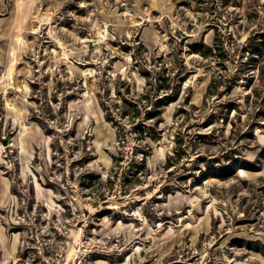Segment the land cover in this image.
Instances as JSON below:
<instances>
[{
  "label": "rangeland",
  "instance_id": "374dc122",
  "mask_svg": "<svg viewBox=\"0 0 264 264\" xmlns=\"http://www.w3.org/2000/svg\"><path fill=\"white\" fill-rule=\"evenodd\" d=\"M0 264H264V0H0Z\"/></svg>",
  "mask_w": 264,
  "mask_h": 264
},
{
  "label": "bare ground",
  "instance_id": "6f19581e",
  "mask_svg": "<svg viewBox=\"0 0 264 264\" xmlns=\"http://www.w3.org/2000/svg\"><path fill=\"white\" fill-rule=\"evenodd\" d=\"M13 144H10V146H12Z\"/></svg>",
  "mask_w": 264,
  "mask_h": 264
}]
</instances>
